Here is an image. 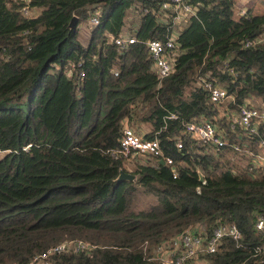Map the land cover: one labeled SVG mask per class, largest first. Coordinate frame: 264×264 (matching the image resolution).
<instances>
[{"label": "trees", "instance_id": "obj_1", "mask_svg": "<svg viewBox=\"0 0 264 264\" xmlns=\"http://www.w3.org/2000/svg\"><path fill=\"white\" fill-rule=\"evenodd\" d=\"M187 1L195 15L177 35L174 72L159 80L147 43L172 33L162 0H0V264H30L64 242L94 249L49 264H161L160 244L187 231L209 236L219 224L242 237L224 238L203 255L207 264H264V251L255 253L264 173L251 167L264 124L241 136L224 115L264 106V42L244 46L263 36L264 16H238L233 0ZM26 5L35 17L22 15ZM96 10L84 45L79 28ZM124 30L136 43L120 51L109 39ZM208 75L233 100L211 103L200 84ZM194 119L228 146L199 147L183 132ZM125 124L158 141L175 179L157 159L112 155ZM121 170L135 180L117 182Z\"/></svg>", "mask_w": 264, "mask_h": 264}, {"label": "built area", "instance_id": "obj_2", "mask_svg": "<svg viewBox=\"0 0 264 264\" xmlns=\"http://www.w3.org/2000/svg\"><path fill=\"white\" fill-rule=\"evenodd\" d=\"M27 3L28 0H25ZM161 12H169L172 19V33L165 42L150 41L147 43V50L152 61V71L156 74L159 80H163L169 77L174 72L176 58L178 56V48L176 44L177 35L174 29L182 22H187L191 17L195 15V8L187 0H162L160 5ZM21 13L26 18H33L38 13V10L30 9L27 5L21 9ZM99 14L96 10L90 15L87 23L91 27L99 25ZM245 16L246 11L242 10L239 14ZM109 42L114 43L118 47V50L124 51L129 45L136 43V39L133 35H130L128 30H124V33L117 38L110 37ZM264 42L263 36L245 40V48L254 47ZM116 75V73H115ZM232 80H236V75L231 71ZM201 87L208 92L210 102L213 104H222L228 100H233L227 94V91L209 81V75L202 79ZM227 115L231 130L236 131L239 128L243 135L257 134L258 127L264 124V106L262 107H249L243 105L239 108L236 114L225 112ZM169 119H175L174 115H171ZM184 134H186L191 140H193L201 148H211L214 151H219L222 148L228 146L227 139L221 134L217 133L214 125L206 120L194 119L191 122L185 124ZM235 151L240 149L235 145H230ZM178 151L183 149V143L178 141L176 144ZM259 153L252 155V169H258L264 173V140L259 142ZM114 157H123L128 163L134 162L138 157L154 158L159 161H163L165 166L172 167V176L175 179L177 173L175 167L170 158H164L157 140L147 141L137 134L133 128L125 124L122 130V135L119 141V148L116 152H113ZM205 182L203 181L202 184ZM255 229L258 232H264V217L258 216L255 221ZM241 233L234 225H217L209 236H205L201 231L193 233L187 231L180 236H177L169 241H166L159 245L154 251L156 258L161 264H194V260L202 255H213L220 249L222 240L224 238H230L233 241L241 239ZM94 247L86 245V243H78L74 246L72 243L64 242L58 246H55L45 253L34 257L30 264H49V258L54 255L62 254L64 252L73 249L76 252L84 251L90 252ZM177 250V251H176ZM264 245L258 248L255 253L263 252Z\"/></svg>", "mask_w": 264, "mask_h": 264}, {"label": "crops", "instance_id": "obj_3", "mask_svg": "<svg viewBox=\"0 0 264 264\" xmlns=\"http://www.w3.org/2000/svg\"><path fill=\"white\" fill-rule=\"evenodd\" d=\"M233 1L238 16H240L239 14L242 10H245L246 13L251 12L253 16H264V0H233ZM84 26L88 27V24H83L80 27L83 28ZM178 27L179 25L176 28ZM176 28L174 29L175 33H176ZM193 263L207 264V262L204 260L202 253H200V256L197 257Z\"/></svg>", "mask_w": 264, "mask_h": 264}, {"label": "rangeland", "instance_id": "obj_4", "mask_svg": "<svg viewBox=\"0 0 264 264\" xmlns=\"http://www.w3.org/2000/svg\"><path fill=\"white\" fill-rule=\"evenodd\" d=\"M185 24H186V22H182L181 25L178 28H176V34H179V32L182 30V28L185 26ZM78 37H79V41L82 44L86 45L87 38L89 37V32H88V29L86 26H84L83 28H81V27L79 28ZM3 155H4V152L0 151V159L3 157ZM68 243H72V244H74V246H77L78 243H85V242H75V243L74 242H68ZM86 245H90V244L86 243ZM90 246H92V245H90ZM92 247H94V246H92ZM153 257L156 258V253L154 251H153Z\"/></svg>", "mask_w": 264, "mask_h": 264}, {"label": "water", "instance_id": "obj_5", "mask_svg": "<svg viewBox=\"0 0 264 264\" xmlns=\"http://www.w3.org/2000/svg\"><path fill=\"white\" fill-rule=\"evenodd\" d=\"M78 18L77 17H73L70 24H69V28L73 29L75 28L76 24H77ZM160 165H164L163 161H159ZM135 180V176L129 173H126L124 171H120L118 178L116 179L117 182H121V181H134ZM199 182L202 183L203 182V178L200 176Z\"/></svg>", "mask_w": 264, "mask_h": 264}]
</instances>
